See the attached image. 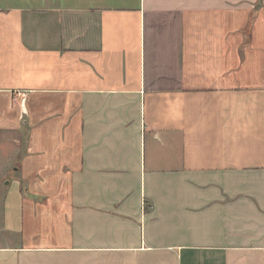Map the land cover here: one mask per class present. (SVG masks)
<instances>
[{
	"label": "crops",
	"instance_id": "crops-1",
	"mask_svg": "<svg viewBox=\"0 0 264 264\" xmlns=\"http://www.w3.org/2000/svg\"><path fill=\"white\" fill-rule=\"evenodd\" d=\"M0 264H264V0H0Z\"/></svg>",
	"mask_w": 264,
	"mask_h": 264
},
{
	"label": "rangeland",
	"instance_id": "rangeland-1",
	"mask_svg": "<svg viewBox=\"0 0 264 264\" xmlns=\"http://www.w3.org/2000/svg\"><path fill=\"white\" fill-rule=\"evenodd\" d=\"M3 198V192H0V201L2 200Z\"/></svg>",
	"mask_w": 264,
	"mask_h": 264
}]
</instances>
